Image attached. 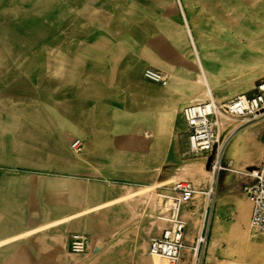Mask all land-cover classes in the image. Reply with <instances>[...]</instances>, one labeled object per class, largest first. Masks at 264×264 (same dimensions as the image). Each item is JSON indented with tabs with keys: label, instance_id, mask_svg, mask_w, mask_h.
I'll use <instances>...</instances> for the list:
<instances>
[{
	"label": "crops",
	"instance_id": "obj_1",
	"mask_svg": "<svg viewBox=\"0 0 264 264\" xmlns=\"http://www.w3.org/2000/svg\"><path fill=\"white\" fill-rule=\"evenodd\" d=\"M215 3L177 0L178 7L168 8L158 0H0V264H40L42 257L55 264L52 252L36 241L45 229L18 234L79 212L81 208L62 214L63 207H73L65 190H74L75 182L87 207L103 201L121 176L150 175L156 165L163 169L159 175L172 172L185 141L179 114L168 120L173 135L159 129L164 113L185 98L187 28L201 49L222 38L220 62L236 63L240 78L247 73V47L232 45L231 25L217 22L224 9ZM215 58L208 57L210 68ZM149 66L167 73V82L174 71L180 83L166 89L144 79L142 71ZM260 126L263 141L264 122ZM75 139L78 152L70 147ZM204 155L207 162L211 155ZM220 159L223 169L212 180L204 264L215 214L229 217L235 202L243 199L249 171L261 160L248 164L230 157L228 162L223 154ZM60 177L70 182L65 189L47 187V179ZM57 192L64 198H55ZM244 203L249 223L250 205L247 199ZM56 208L61 214L56 215ZM188 213L186 243L194 236L193 219L200 210L183 214Z\"/></svg>",
	"mask_w": 264,
	"mask_h": 264
},
{
	"label": "rangeland",
	"instance_id": "obj_2",
	"mask_svg": "<svg viewBox=\"0 0 264 264\" xmlns=\"http://www.w3.org/2000/svg\"><path fill=\"white\" fill-rule=\"evenodd\" d=\"M161 1L167 2L168 8L178 7L177 0ZM161 1L158 0V2ZM215 2L217 9L219 7L224 9L220 15L222 21L217 22H226L231 25L233 31L232 45H236L233 43H239L242 48L247 47V73L242 78H240V73L234 69L236 63L233 62L234 64L232 63V65L226 64L224 66V63L220 62L223 60L219 58V55L222 54L223 45H225L222 38L217 36L211 48L205 47L201 49V54L205 59L208 60L209 56H212V58L214 56L217 57L215 58L217 61L216 65L211 66L213 69L211 86L213 87V93H218L221 96L216 100L218 103L230 99L232 94L241 95L247 93L250 95L254 92L255 83L264 78V0H215ZM188 8L190 7L188 6ZM198 34L200 35L199 32ZM212 44L210 43V45ZM232 50L236 51L238 48L232 47ZM192 52L194 53L190 41V64L182 77L189 80L188 83L184 82V94L188 93L191 95L199 91V87L193 85L197 76V67ZM171 74H175L174 71ZM176 82L178 85L180 80L177 78ZM227 85L230 86L226 87ZM180 112L181 110L179 115H181ZM182 123L185 130V141L177 152L176 160L177 163L184 164L191 158H200L205 155L184 154L187 146V128L183 120ZM259 131L260 129L257 132V137ZM263 132L264 126L262 127ZM258 140L262 141L259 137ZM228 142L229 139L223 140L222 147H226ZM262 142H264V138ZM210 158L206 162V169L209 171ZM159 167V165H156L150 175L136 174L119 177L121 183L113 185L112 190L106 193L105 199L94 204L97 206L90 209L86 218L80 215L84 212H76L80 208L81 210L84 209L86 202L75 182V185L72 186L74 190H65L68 192V196L71 197L69 203L73 207L70 209L68 207L62 208V214L76 212L69 217V219L74 218L51 222L47 227L39 228L45 230L40 232V235H36V241L41 240L45 243L44 248L52 252V260L55 261V264H80L74 261L77 256L86 261V264H143L141 257L149 255L147 249L148 238L159 233L166 226L164 223L160 224V220L157 218L160 215L157 208L160 198H157L155 205L144 201L131 209L123 201H116L106 205L101 203L124 194L128 189L136 190L142 185H150L164 177V175L157 174ZM213 177L216 178V175ZM178 180H189L198 189L208 182V180H203L197 183L190 177L178 178L174 182ZM172 185L169 187L171 191H173ZM162 188H165V186H162ZM55 195V198L59 199L61 197L64 198L63 195L65 194L57 192ZM242 198L241 201L237 200L235 202L230 210L229 217H221L219 219L217 214H215L216 217L212 225L205 264H264V233H253L250 231L248 209H246L247 203H244L246 200L244 195ZM196 199L199 200V198ZM215 201L218 203L217 197ZM190 210L185 209L182 213L185 211L190 212ZM59 214H61L60 208H56V215ZM187 216L191 217L192 215L188 213ZM194 218L197 219L196 214ZM64 221H66L65 224L61 226L59 223L62 222L63 224ZM86 223L92 224V231L86 229ZM51 225H53V230L47 231V228ZM71 233H81L88 237V244L83 252L70 250L69 237ZM37 237L39 240H37ZM62 256H64V259H59ZM42 258L40 264H48L51 257ZM28 263L31 264L30 261L26 264Z\"/></svg>",
	"mask_w": 264,
	"mask_h": 264
},
{
	"label": "built area",
	"instance_id": "obj_3",
	"mask_svg": "<svg viewBox=\"0 0 264 264\" xmlns=\"http://www.w3.org/2000/svg\"><path fill=\"white\" fill-rule=\"evenodd\" d=\"M144 79L164 84L167 75L155 67H145ZM236 117L241 125H246L264 117V78L254 87L250 95H236L224 102L216 103L212 99L194 102L182 109V116L187 128V146L184 154L208 153L209 169L217 175L223 169L221 159L214 147L217 142V113ZM73 152L80 149V141L75 139L70 144ZM174 203L169 209L170 220L160 233L148 240V250L160 253L168 258V264H204L205 251L209 237L210 223L213 214L214 182L202 188H195L187 180L177 181L172 185ZM199 197H195L196 191ZM243 193L250 205L249 229L253 233H264V155L258 165L248 173V180L243 185ZM196 198H199L196 199ZM197 208L200 215L197 223L192 224L194 236L189 243L185 235L189 227V217L182 212L185 209ZM191 214V213H190ZM88 244V237L81 233H71L70 250L83 252Z\"/></svg>",
	"mask_w": 264,
	"mask_h": 264
},
{
	"label": "bare ground",
	"instance_id": "obj_4",
	"mask_svg": "<svg viewBox=\"0 0 264 264\" xmlns=\"http://www.w3.org/2000/svg\"><path fill=\"white\" fill-rule=\"evenodd\" d=\"M187 31H188V34L190 37L192 49L194 51V53L193 52L192 53L194 54V61H195V65L197 67V72H196L197 76L194 79L195 83L193 85H195V87H199V91L192 94V95L186 93L184 101L182 103L172 105L166 111V113H164L165 114L164 115L165 122H162L161 125L159 124L161 126L159 130H160V132L166 133L167 135H173L174 134V131L172 129V124H170L168 122V120L172 121L174 119L175 115L179 114L180 110H181V114H182V109L186 105L194 103V102L203 101L204 99H212L213 101L216 102V100H218L221 97L220 95H218V93H213V87L211 86V79H212L211 77L213 75V69L209 67L210 65L208 64L207 59H205L203 57V55L201 54V43H195V39H193L188 28H187ZM165 74L167 75V73H165ZM177 77H178L177 75L171 74L170 81H168L167 83L166 82L164 83L165 87H167V88L173 87L174 88L177 85V82H176ZM257 82H259V81H257ZM182 118H183V116H182ZM183 121H184V119H183ZM216 121H217V143L218 144L216 143L214 149L217 150L218 157L221 158V155L223 154V156L227 159V161L230 157H235V158L241 157V158L245 159L246 163L256 161L259 159V157L261 159V155L264 154V142L258 140L257 132L261 128L260 125H261V123L264 122V119L258 120L256 122L250 123V124H248L242 128H239L238 125L240 122L236 117L227 116V115H224L222 112H218ZM179 123L182 125V128H183L181 115H179ZM184 124H185V122H184ZM159 125H157V126H159ZM228 139H229V142H228L227 146L222 147L223 140L226 141ZM221 152H222V154H221ZM199 155H204V153H200ZM251 156H254V158L251 159ZM161 172H162V169L159 167L157 174L161 173ZM245 172H246V170H245ZM213 176H214V174L212 173V171H209L206 169V157L205 156H202L200 158H191V159L187 160V163H184V164L177 163L172 168V172L168 176H166L162 179H158L154 183H151L150 185H142V186L138 187L136 190H129L128 189L125 191L124 194H122L118 197L109 199L107 201H104L101 204L106 205V204H111V203L116 202V201H123V203L126 204L131 209V208H134L136 205H138L144 201L150 203L151 205H153V204L155 205L157 198L159 197L160 203L158 204L157 208L160 212V215L157 218L160 220L159 221L160 224L161 223L167 224V222L170 220L169 209L171 208V205H173V203H174V196H173L174 192L169 190V187H171L170 185L175 184L177 182V181L174 182L176 179L185 178V177H190L194 181H196L197 183H200L203 180L204 181L208 180V182H212V180L216 179V181H217L218 177L214 178ZM178 181H180V180H178ZM187 181H189V180H187ZM46 183H47V187L51 188V189H65L66 186H68V184L70 182L68 179L60 177V178H49V179H47ZM162 186H165V188H162ZM199 195H200V193L197 190L195 197H199ZM215 200H216V196H215ZM95 206H97V205L87 206L84 209L80 210L79 212L88 213L90 211V209L92 207H95ZM70 216L71 215H66L63 218L55 219L52 222H55V221L59 222L61 220H69ZM193 221H194L193 224L198 222L197 219H193ZM50 223H51V221H50ZM47 225H50V224L44 223V224H41L37 227L26 229L22 233H19L18 235L31 234L41 227H43V228L47 227ZM85 227L88 231L93 230V226L91 223L90 224L86 223ZM14 236H17V235H14ZM188 236L190 237L191 233H189ZM48 237H50V236H48ZM37 240H39L38 237H37ZM38 242L42 244L41 245L42 247H44L45 243L43 241L40 240ZM143 246L145 248V244ZM148 253H149L148 256L141 257V261L143 264H168V258L166 256H164L160 253L150 252L149 250H148ZM59 259H64V256H62ZM74 261L78 262L80 264H86V261H84L83 259H81L78 256L76 258H74ZM180 264H187V260L181 261Z\"/></svg>",
	"mask_w": 264,
	"mask_h": 264
}]
</instances>
